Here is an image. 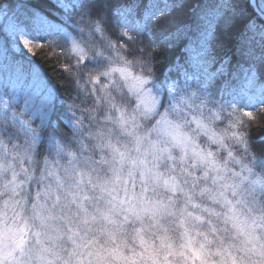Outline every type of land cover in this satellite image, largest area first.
I'll return each mask as SVG.
<instances>
[{"label":"clouds","instance_id":"obj_1","mask_svg":"<svg viewBox=\"0 0 264 264\" xmlns=\"http://www.w3.org/2000/svg\"><path fill=\"white\" fill-rule=\"evenodd\" d=\"M247 2L239 30L238 0H196L157 39L167 11L134 30L77 0L33 50L0 43V264H264V0Z\"/></svg>","mask_w":264,"mask_h":264},{"label":"trees","instance_id":"obj_2","mask_svg":"<svg viewBox=\"0 0 264 264\" xmlns=\"http://www.w3.org/2000/svg\"><path fill=\"white\" fill-rule=\"evenodd\" d=\"M62 7H57L52 0H11V9L6 10L7 15L3 23V30H5L6 21L10 18L15 20L22 19L28 15L30 7H38L44 10L54 20L63 18L57 16V13L70 12L77 0H57ZM196 0H188L182 7L175 5L180 3V0H110V6L105 8V0H89L93 10V15L107 14L109 18L115 16L122 20V22L131 26L134 30H139L147 21V17L154 15L160 11H167V24H161L157 28L154 36L159 39L164 33L179 27L189 21L191 17L190 8ZM171 5V7H169ZM246 9V12H241L240 18L237 21L234 31L243 28L248 19L256 15L248 6L247 0H238V10ZM264 11V9H259ZM147 39V35H145ZM156 60L158 63V74L162 84L160 87L166 85L172 77V70L169 67L173 60V53H157Z\"/></svg>","mask_w":264,"mask_h":264},{"label":"snow or ice","instance_id":"obj_3","mask_svg":"<svg viewBox=\"0 0 264 264\" xmlns=\"http://www.w3.org/2000/svg\"><path fill=\"white\" fill-rule=\"evenodd\" d=\"M28 17V24H22L15 20L6 30H0V43H7L11 51H18L21 44L23 47L33 50L30 41L31 35L47 34L60 27L53 18L38 7H30Z\"/></svg>","mask_w":264,"mask_h":264},{"label":"rangeland","instance_id":"obj_4","mask_svg":"<svg viewBox=\"0 0 264 264\" xmlns=\"http://www.w3.org/2000/svg\"><path fill=\"white\" fill-rule=\"evenodd\" d=\"M6 17V11H0V21H3ZM15 21L13 18L12 19H9L7 22H6V27L5 29H7V27L13 22Z\"/></svg>","mask_w":264,"mask_h":264}]
</instances>
